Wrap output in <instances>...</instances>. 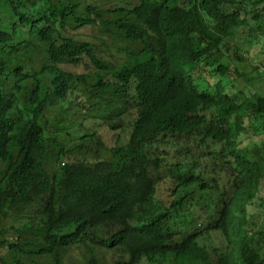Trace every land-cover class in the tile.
<instances>
[{"label": "trees", "instance_id": "1", "mask_svg": "<svg viewBox=\"0 0 264 264\" xmlns=\"http://www.w3.org/2000/svg\"><path fill=\"white\" fill-rule=\"evenodd\" d=\"M3 1L6 12L13 7L15 15L23 11L34 17L41 41L48 43L50 68L77 57L78 49L90 50L87 37L92 33L76 38V31L90 23L122 38L120 50L126 57L127 74L106 63L102 82L115 85L137 79L144 104H163L138 105L137 110L153 116L150 132L159 146L167 144L181 156L178 166H167L153 152L133 161L136 155L129 161H106L109 166L101 161L85 170L96 172L94 179L82 182L74 177L78 170L58 179L50 177L46 184L53 194L55 188H64L60 196L65 193L70 198L71 194L88 209L63 198L65 216L77 222V231H68L71 236L82 235L83 226L90 230L101 226L102 206L121 211L130 228L119 232L125 240L115 235L114 241L92 230L89 240L66 244L63 251L76 249L74 253L81 252L85 264H264V208L259 223L249 215V205L264 189V93L258 90L264 83V0H139L130 10L110 3L89 4L84 10L58 0ZM135 31L143 45L129 47ZM160 71L169 84L161 83ZM214 107L229 114L225 121L221 116L214 120L223 131L220 134L207 124ZM86 115L93 124L94 117ZM36 122L32 119L19 128L0 126V158H10L9 164L20 158L14 169L19 180L14 184L21 183L24 190L35 188L37 169L43 165L41 152L30 149L37 147L32 144L34 138L37 143L43 141V129L37 134ZM120 122L118 118L113 126ZM242 132L253 139L260 136L261 144L253 142L241 150ZM98 135L86 137L99 139ZM215 173L237 175L233 187L212 188L219 195L218 202L206 195V180ZM161 190L171 199H157ZM197 194L205 208L195 203ZM110 213L108 221L113 222ZM23 229L35 228L24 225ZM49 239L47 233L38 232L29 237L41 249ZM0 244L7 249V254L0 253V264L28 263V256L17 259L27 250L23 243L8 242L1 231Z\"/></svg>", "mask_w": 264, "mask_h": 264}, {"label": "clouds", "instance_id": "2", "mask_svg": "<svg viewBox=\"0 0 264 264\" xmlns=\"http://www.w3.org/2000/svg\"><path fill=\"white\" fill-rule=\"evenodd\" d=\"M58 1L81 5L84 10L89 4L99 6L98 4L109 3L120 6L119 9L130 10L133 8L132 4L139 3V0ZM4 4L5 2L1 0L0 126L19 128L32 119L36 120V128L39 130L37 134H41L43 129V141L37 143L34 138L35 142L32 144L37 147L30 149L33 152L37 150L41 152L40 163L42 162L43 165L37 169L35 188L24 190L21 183L14 184L19 180L14 169L20 164V158L11 164L8 162L10 158L6 160L0 158V232H4L8 242H13L15 245L24 244L27 249L25 255L21 254L17 259L22 261L24 256H28L27 264H54L51 258L59 264L65 253L68 255H65L63 264H85L83 255H80L82 253H74L76 249L72 253L69 250V252L63 251V248H67L66 244L81 245L84 239L89 240L88 238L92 236V230L98 236H105L113 241L115 235L125 240L119 232L123 230L128 232L129 224L121 211L109 210L102 206L104 214L101 219L104 223L100 222L101 226L91 230L88 226H83L80 230L82 235L71 236L68 231L70 229L77 231V222H72L71 217L65 216L63 208L66 204L63 198L69 203L75 200L71 194L70 198L65 193L59 195L60 190L64 192V188H55L54 194L58 197V202L47 186V180L51 179L50 177L54 179L61 178L62 175L65 177L75 170L79 171V175L74 177L81 182L93 180L96 172L87 173L85 171L87 168L92 166L94 168L101 161L108 166L106 161L116 160V163L121 160L129 161L136 155L133 161L148 152H153L154 157L163 159L167 166H178L181 163V156L167 144L159 146L150 132L153 116H143L137 110L138 105L163 106L162 103L151 105L149 102L143 103V93L139 89L137 79L130 78L115 85H106L102 82L106 63H110L120 74H127L126 57L120 50L121 45L124 46L121 42L122 38L114 33L109 34L97 24L90 23L76 31L79 34L77 39L84 34H93L87 37L90 50L85 53L83 49H78L77 57L63 60L56 67L50 68V60L45 48L48 43L41 41L40 30L35 25L34 17L23 11L21 16L15 15L13 7L8 9L11 11L6 12L7 8ZM27 6L30 9L33 7L31 4ZM106 6L108 5H103L104 8H107ZM92 19L98 20L99 17ZM131 40L132 45L129 47L142 46L144 42L137 31L134 32ZM98 60H103L105 63ZM159 77L162 84H169L167 75L164 79L162 71ZM228 90L232 92L229 84ZM214 109L215 111H209L207 124L210 130L220 134L223 131L216 128L214 120L217 116H221L222 121H225L229 114L216 107L212 110ZM88 113L94 117L93 124L86 115ZM118 118H121V122L118 127H114L113 124ZM74 128L76 132L72 130ZM95 133L100 134L101 137L91 138L92 140L86 137ZM242 133L239 144L241 150L245 147L242 145L246 140H250L252 145L260 139V136L253 139L250 134ZM14 152L15 150L13 154ZM30 165L35 166L31 162ZM236 176L232 173H215L207 178L206 183L209 188L206 195L218 202L219 195L212 188L215 185L219 188L225 185L233 187ZM54 179L52 180L55 181ZM128 188L133 191L138 190ZM230 191H233V188ZM168 195L169 193L161 190L157 194V199H171ZM28 196H33L34 199L29 201ZM199 196V194L194 196L195 203L205 208ZM75 203L80 208L87 209L77 201ZM168 209L170 211L171 207L168 206ZM89 210L91 211L90 208ZM6 212L8 216H5ZM109 213L113 222L108 221ZM117 217L119 219L114 221ZM50 219L53 220L52 227H49ZM199 223L201 224V220ZM199 223L197 226L200 225ZM24 225L35 229L26 231L23 229ZM32 232L41 235L47 233L51 237L46 240L44 249H41L40 244L29 241ZM1 252L7 254V249L0 244Z\"/></svg>", "mask_w": 264, "mask_h": 264}, {"label": "rangeland", "instance_id": "3", "mask_svg": "<svg viewBox=\"0 0 264 264\" xmlns=\"http://www.w3.org/2000/svg\"><path fill=\"white\" fill-rule=\"evenodd\" d=\"M247 64H248V62H247ZM256 81H257V83L259 82L258 80H256ZM243 84H244V82H243ZM258 90L261 93H264V83L258 88ZM72 130L76 132V128H74ZM257 142L259 144H261L260 141H257ZM250 145H251L250 140H246V142L243 143L242 146L244 147V146H250ZM263 200H264V189H261L260 192H258L257 197L255 199H253L252 205H249V215L254 217L253 220L256 223H259L260 222V220L258 218V215L260 213V209L261 208H264V202H263Z\"/></svg>", "mask_w": 264, "mask_h": 264}]
</instances>
